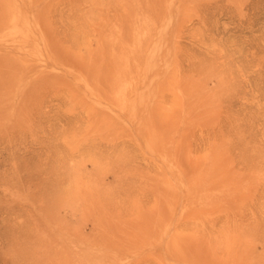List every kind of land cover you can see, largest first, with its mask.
<instances>
[{
  "label": "rangeland",
  "instance_id": "rangeland-1",
  "mask_svg": "<svg viewBox=\"0 0 264 264\" xmlns=\"http://www.w3.org/2000/svg\"><path fill=\"white\" fill-rule=\"evenodd\" d=\"M0 23V264H264V0Z\"/></svg>",
  "mask_w": 264,
  "mask_h": 264
},
{
  "label": "bare ground",
  "instance_id": "bare-ground-1",
  "mask_svg": "<svg viewBox=\"0 0 264 264\" xmlns=\"http://www.w3.org/2000/svg\"><path fill=\"white\" fill-rule=\"evenodd\" d=\"M3 25V23H0V27Z\"/></svg>",
  "mask_w": 264,
  "mask_h": 264
}]
</instances>
